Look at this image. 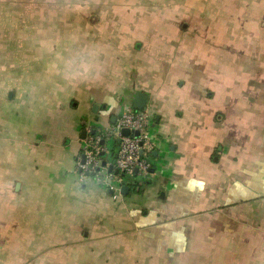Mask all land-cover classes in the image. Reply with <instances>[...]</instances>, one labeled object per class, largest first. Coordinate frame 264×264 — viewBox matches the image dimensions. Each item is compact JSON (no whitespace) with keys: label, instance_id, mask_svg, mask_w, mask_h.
Masks as SVG:
<instances>
[{"label":"crops","instance_id":"crops-1","mask_svg":"<svg viewBox=\"0 0 264 264\" xmlns=\"http://www.w3.org/2000/svg\"><path fill=\"white\" fill-rule=\"evenodd\" d=\"M64 1L0 0V264H264V0H96L95 23L46 22ZM135 91L154 173L116 199L77 164Z\"/></svg>","mask_w":264,"mask_h":264},{"label":"built area","instance_id":"built-area-1","mask_svg":"<svg viewBox=\"0 0 264 264\" xmlns=\"http://www.w3.org/2000/svg\"><path fill=\"white\" fill-rule=\"evenodd\" d=\"M150 119V114L146 110L135 111L128 108L114 125L95 135L89 131L84 140L83 155L77 164L80 179L85 181L90 177H95L103 180L117 199L122 194L125 182L123 177L131 180L137 176L140 178L149 176L151 170L149 157L154 148L150 134ZM126 130L129 132L128 136L123 133ZM108 141H116L118 144L114 166V171L115 169L119 170L118 175L114 171L109 173L107 168L99 171L103 162L100 155L108 150L102 143ZM83 156L85 160H83ZM136 171L138 175H136Z\"/></svg>","mask_w":264,"mask_h":264},{"label":"rangeland","instance_id":"rangeland-1","mask_svg":"<svg viewBox=\"0 0 264 264\" xmlns=\"http://www.w3.org/2000/svg\"><path fill=\"white\" fill-rule=\"evenodd\" d=\"M30 2H32V1H34L33 3H43V2H45V3H49V1L50 0H29ZM96 0H92V4L90 5V6H88V8H86V10H85V13L87 14L88 12L90 13V11H92V12H94V10L96 9V8H92L93 7V4L94 3H96L95 2ZM98 1V0H97ZM57 2H60V0H57ZM62 2H65L64 0H62ZM90 2H91V0H90ZM89 2V3H90ZM99 2H101V1H99ZM44 3V4H45ZM68 3H76L77 5L79 4V5H83V4H87L88 3V0H68ZM45 6V5H44ZM44 6H40V5H38V6H33L34 8H36V10L37 11H35V12H32V11H28L27 9L25 10V12H24V14H25V17H26V21H27V24L28 23H30V24H28L30 27H32L31 29H32V32L31 33H29L28 34V36L29 35H32V36H36L37 34L38 35H41V34H43L44 33V30H40V28L38 27V23L37 22H35V16H40L41 14H43V10L41 9L42 7H44ZM30 7H31V5H30ZM95 7V6H94ZM103 13H104V11H102ZM102 12H100V14H98L99 15V19H101V14H102ZM74 13H75V11H72V10H70V11H64V12H60V13H56L57 14V17H54L53 15L51 16V17H49V18H47L48 20L46 21V22H48V23H53V21H55V19H57V21H58V19H59V21H60V19L62 20V21H71V20H74L75 18L76 19H79V17L77 16V17H74ZM88 13V14H89ZM47 14V13H46ZM118 13L117 12H110L109 13V16H108V14H107V16L110 18V19H112L113 18V15H117ZM106 15V14H105ZM114 19H116V18H114ZM64 22V23H65ZM68 23V22H67ZM64 26H66L67 28H65V29H62V28H60V29H56V35H59V34H69V33H71V29H70V26H69V23L68 24H64ZM1 30V29H0ZM47 31V30H46ZM66 31V32H65ZM69 32V33H68ZM0 34H2V33H0ZM20 35H22V36H24L25 37V35L26 34H22V33H19ZM31 43H33L32 42V40H31V42H30V44ZM35 50V49H34ZM4 58V57H3ZM15 60V59H14ZM14 60H13V62H14ZM4 61V59L2 60V62ZM17 61V60H16ZM9 63H11V61H8ZM12 62V63H13ZM16 64H19V62L18 63H16ZM15 63L13 64V66L14 67H19V65H16ZM95 108L96 107H94V108H92V111H91V114L92 115H96V113H95Z\"/></svg>","mask_w":264,"mask_h":264},{"label":"water","instance_id":"water-1","mask_svg":"<svg viewBox=\"0 0 264 264\" xmlns=\"http://www.w3.org/2000/svg\"><path fill=\"white\" fill-rule=\"evenodd\" d=\"M132 109L135 110V111H144L146 108H147V105H148V96L142 92V91H135L134 92V96H133V100H132ZM97 133L96 130H93L92 134L95 135ZM124 135H129V132L126 130L123 132ZM85 136L87 135V132L84 133ZM136 135H138L136 133ZM106 143L103 142L102 145L104 146ZM100 158L103 159V162H102V165H101V168L99 169V171H101L102 169H108V172L109 173H112L114 171V166H115V160L113 161L112 164H110L106 159H107V152H104L100 155ZM117 158V157H116ZM83 160H85V157L83 156ZM114 173L116 175L119 174V170L118 169H115ZM152 174L154 173V171L151 169L149 171V174ZM136 175H138V172L136 171ZM124 178V185L122 187V195H125V196H128L130 194V191H131V187L130 185L132 183H137L140 181V177H136L135 179H127L126 177H123ZM149 183V182H148ZM139 191V189H138Z\"/></svg>","mask_w":264,"mask_h":264},{"label":"trees","instance_id":"trees-1","mask_svg":"<svg viewBox=\"0 0 264 264\" xmlns=\"http://www.w3.org/2000/svg\"><path fill=\"white\" fill-rule=\"evenodd\" d=\"M89 2H90V0H88L87 4L86 3L83 5H79V4L77 5L76 4V10H75L74 14H75V17H77V16L79 17V19H77V20H79L80 22H84L85 20H87L91 23H95L96 21L100 20L99 15H98V14H100L99 10L94 11V12L90 11V13L88 12L89 14L85 13L86 8H88V6H90L92 3V2H90V3ZM100 17H101V19H103V17H104L103 13L101 14Z\"/></svg>","mask_w":264,"mask_h":264},{"label":"flooded vegetation","instance_id":"flooded-vegetation-1","mask_svg":"<svg viewBox=\"0 0 264 264\" xmlns=\"http://www.w3.org/2000/svg\"><path fill=\"white\" fill-rule=\"evenodd\" d=\"M115 149H118V144L116 145ZM117 151H118V150L113 151V160H115L116 157H117ZM139 182H140V181H139ZM137 183H138V182H137ZM137 183H135V184H137Z\"/></svg>","mask_w":264,"mask_h":264}]
</instances>
